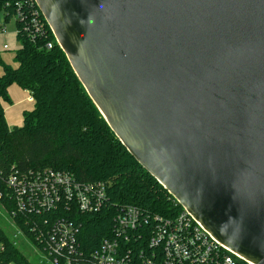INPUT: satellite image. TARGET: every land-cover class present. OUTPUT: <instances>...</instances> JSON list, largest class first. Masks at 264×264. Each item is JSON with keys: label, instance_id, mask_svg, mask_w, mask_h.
I'll list each match as a JSON object with an SVG mask.
<instances>
[{"label": "water", "instance_id": "95a60500", "mask_svg": "<svg viewBox=\"0 0 264 264\" xmlns=\"http://www.w3.org/2000/svg\"><path fill=\"white\" fill-rule=\"evenodd\" d=\"M133 159L264 264V0H35Z\"/></svg>", "mask_w": 264, "mask_h": 264}, {"label": "trees", "instance_id": "16d2710c", "mask_svg": "<svg viewBox=\"0 0 264 264\" xmlns=\"http://www.w3.org/2000/svg\"><path fill=\"white\" fill-rule=\"evenodd\" d=\"M15 1L0 0V14L6 23L15 11ZM15 27L20 44L13 58L16 66L0 58V172L12 167L50 168L70 173L80 182L105 183L107 208L77 215L82 222L79 242L85 251L97 249L111 235L113 215L121 206H135L152 217L179 214L182 207L116 138L49 28L33 40L20 23ZM13 84L33 99V109L23 112L20 127H9L4 115L3 104L11 105L8 88ZM28 219L22 214L14 218L26 235L30 233ZM29 241L37 245L34 237ZM0 264H34L1 222Z\"/></svg>", "mask_w": 264, "mask_h": 264}, {"label": "built area", "instance_id": "2783aa9c", "mask_svg": "<svg viewBox=\"0 0 264 264\" xmlns=\"http://www.w3.org/2000/svg\"><path fill=\"white\" fill-rule=\"evenodd\" d=\"M14 10L9 21L20 23L33 40L49 28L35 0H17ZM0 16V35H4L9 21ZM28 100L33 103L31 96ZM108 204L103 182H80L70 173L50 168L12 167L0 172V215L10 223L12 240L34 237L36 254L49 264H253L213 242L211 234L183 208L171 218L152 217L131 205L116 208L111 235L97 249L83 250L82 222L77 215L99 213ZM17 214L29 217V234L17 226Z\"/></svg>", "mask_w": 264, "mask_h": 264}, {"label": "rangeland", "instance_id": "374dc122", "mask_svg": "<svg viewBox=\"0 0 264 264\" xmlns=\"http://www.w3.org/2000/svg\"><path fill=\"white\" fill-rule=\"evenodd\" d=\"M1 21L2 19L0 16V22ZM4 46H6V48H4ZM19 47H20V44L17 41L16 35H15L14 20H11L6 24V34L0 35V58L1 60L5 64L16 66V64L13 61V58H14L15 52L19 49ZM11 92H12L14 99H19L22 96V93H21L22 90L15 85L12 86ZM32 109H33V103L25 111H30ZM20 126H17V127H20ZM0 222L2 226L5 228V230L8 232L9 236H11L12 228L8 220L4 216L0 215ZM16 243L34 264H39L40 261H43V264H49L45 260L42 254H36L35 248L33 247V245L30 244V241H28L27 239L23 237H19L16 240Z\"/></svg>", "mask_w": 264, "mask_h": 264}, {"label": "crops", "instance_id": "0c3cea01", "mask_svg": "<svg viewBox=\"0 0 264 264\" xmlns=\"http://www.w3.org/2000/svg\"><path fill=\"white\" fill-rule=\"evenodd\" d=\"M13 85H11L8 88V95L11 99V105L3 104L5 119L9 127H17V126L22 125V122H23L22 114L25 110H27V108H29L32 105V102L28 100V97L30 96L29 93L22 89H21L22 90L21 98L19 99L13 98V95L11 92Z\"/></svg>", "mask_w": 264, "mask_h": 264}]
</instances>
